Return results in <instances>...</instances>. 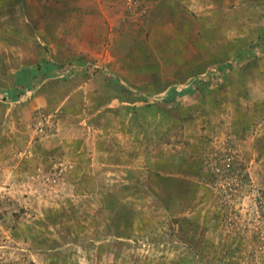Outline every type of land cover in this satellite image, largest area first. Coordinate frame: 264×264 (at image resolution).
I'll return each instance as SVG.
<instances>
[{"label": "rangeland", "instance_id": "obj_1", "mask_svg": "<svg viewBox=\"0 0 264 264\" xmlns=\"http://www.w3.org/2000/svg\"><path fill=\"white\" fill-rule=\"evenodd\" d=\"M15 5L9 20L0 0V264H264V0H104L134 66L122 85L109 37L71 58L54 18L29 17L46 3ZM82 6L102 35L104 10ZM206 59L223 74L163 101ZM30 67L22 98L4 96ZM107 82L138 108L116 101L98 122L83 93Z\"/></svg>", "mask_w": 264, "mask_h": 264}, {"label": "crops", "instance_id": "obj_2", "mask_svg": "<svg viewBox=\"0 0 264 264\" xmlns=\"http://www.w3.org/2000/svg\"><path fill=\"white\" fill-rule=\"evenodd\" d=\"M6 1V9L8 10L7 13V18L6 19H12L13 17V9L18 7L15 5V0H5ZM98 1V3L96 4V2L94 0H24V5L25 8H33L36 7L35 5L38 2L41 3H46V5L50 8L48 11L50 13L47 12H42V13H31L30 14V19L34 20L35 22L39 21L41 25H52V18H54L53 20V24L55 25L53 28L54 33V39L56 41H65L62 45V49L63 50H67L66 54L70 51V56L71 58H73V56L75 57H79V50L78 49H74L76 47H82V52H84V54H87L88 51H92L93 47L92 45H97L99 48L103 49V46L106 48V46L108 47V37L111 40V49H107L105 52H111L112 50V58L111 60L113 61L112 63H110V67H111V71L117 76V78L119 79L120 84L122 85V82L125 81L127 82V80L129 81L132 76H130V73H132V71H130V69H132L134 66H130L129 63H125L124 61V52H120L121 50V45L124 44L123 42H119L120 41V35H116V32L118 31L115 25V16L114 13H112L110 11V8L104 6V0H96ZM81 5H83V9L88 8V5L91 6H97V8L104 10L103 13L105 15V24H106V28L104 27V31L102 33V35L99 33H97L98 31L94 32L93 29H87L86 25H91L93 24L92 22V17H90V15L86 14V9H85V15L81 16V13L83 12L80 7ZM28 6V7H26ZM12 9V10H11ZM10 10V12H9ZM51 20L49 21L48 19ZM95 22H96V17L94 16ZM14 20V19H13ZM100 20L103 19L102 17L100 18ZM19 22V21H17ZM8 23V22H6ZM101 24V22H100ZM9 27H7V34H12L13 35V29L15 28V22H10V25L8 24ZM110 30V32L108 31ZM168 31V30H167ZM92 33V40L89 39H83L85 38V36H90ZM166 36H168V34L166 33ZM164 37V36H163ZM178 37V36H177ZM0 40H2V37H0ZM84 40L88 41L85 42ZM113 40V41H112ZM187 40V39H184ZM196 40V39H193ZM107 42V43H106ZM170 42V41H169ZM171 43H168L166 45L170 46ZM185 46V42L183 45V48ZM97 47V48H98ZM115 47V48H114ZM201 47V45H200ZM69 48V49H68ZM183 48H180L177 53H175L174 59L177 57L179 59V65H185L187 64V62L192 65L194 60L191 59L190 57L187 58V56H189L190 54H186L185 52H183ZM189 48V47H186ZM190 49V48H189ZM7 48H5L4 45L0 46V57H3L2 59H6V65L3 64L4 61L2 60L0 67L2 68V70H4V67H8L9 66V60L8 57H6L7 55ZM134 51H136V49L131 46L130 52L134 53ZM182 52L181 55H179L178 53ZM186 52H188L187 50H185ZM6 53V54H5ZM186 58V59H185ZM173 59V60H174ZM201 62V61H200ZM209 63L206 59V62L202 65L205 66V68H197L198 70H190V74L188 75L189 79L186 80V84H181L178 85L177 88H171V91L168 92L166 99L163 101H166V103H171L175 100H180L181 97L184 98H190L193 94L196 93V89L198 87L195 86L196 83H198V86H201L206 78L207 79V83L211 81H215L217 76L219 77V75L223 74V68L220 67H216V68H208L206 67ZM200 64V63H199ZM55 66L50 65V71H48L46 74V70L42 69V73L45 75H52V71L54 69ZM180 68V66H178ZM178 68V69H179ZM174 69V67L172 68V70L168 71L171 72L170 75H166L168 72H166L164 74L165 78L163 77V82H166L165 79L169 78V77H174V76H180L178 72H183V71H179V70ZM206 69V70H205ZM7 70V69H6ZM9 72V69H8ZM54 72V71H53ZM176 72V73H175ZM204 72V73H201ZM11 73H14L11 70ZM137 73V71H136ZM38 75V70H34L33 68H26L23 70H19L16 72V74L14 75V80L15 82H13V87L11 89L5 90L4 91V96L8 97L10 96L12 99L16 100L19 98V96H22V92L25 89H29L30 85H31V80H32V75ZM192 74V75H191ZM197 74L199 77L197 78V76L195 75ZM185 75V74H184ZM149 80L150 81H154L157 79H160L163 74H161V72H154V73H150ZM186 76V75H185ZM1 77V76H0ZM29 77V79L26 81L24 78ZM137 78V75L135 76ZM187 77V78H188ZM195 77L197 78L195 80ZM181 78V79H180ZM178 82H180L181 80H183V77H180ZM203 78V79H202ZM147 79V77H146ZM195 80V82H193ZM26 81V82H25ZM22 82H24L22 84ZM89 84V82H88ZM87 84V85H88ZM114 83L111 82H107V86L103 85L101 88H99V90H97L96 86H93L92 90H90V92L86 91L85 93H83V95L86 94V98H88V103H89V110H92V117L94 120L96 121H103L104 116V110L105 109H110V107H112V103L116 102V101H122V103L124 105H127L129 107H134L135 109L138 108V106H136V102H131V101H123V96L122 95H112L110 89L111 87L113 88ZM71 90H78L79 88H77L75 86V83L72 81L71 82ZM19 91V93L17 94V92ZM181 94V95H180ZM73 95V92H72ZM183 95V96H182ZM22 98V97H21ZM20 98V99H21ZM85 98V97H84ZM109 99V100H108ZM137 107V108H136ZM99 131V130H98ZM97 132V130L95 131V133Z\"/></svg>", "mask_w": 264, "mask_h": 264}, {"label": "trees", "instance_id": "obj_3", "mask_svg": "<svg viewBox=\"0 0 264 264\" xmlns=\"http://www.w3.org/2000/svg\"><path fill=\"white\" fill-rule=\"evenodd\" d=\"M45 70H46V72L45 73H47L48 71H50V66H47L46 68H45ZM26 81L29 79V77H27V78H24ZM25 81V82H26ZM24 82H22V84H23ZM199 90H200V88H198ZM197 89V90H198ZM197 90H196V92H197Z\"/></svg>", "mask_w": 264, "mask_h": 264}, {"label": "built area", "instance_id": "obj_4", "mask_svg": "<svg viewBox=\"0 0 264 264\" xmlns=\"http://www.w3.org/2000/svg\"><path fill=\"white\" fill-rule=\"evenodd\" d=\"M61 76H63V75H61Z\"/></svg>", "mask_w": 264, "mask_h": 264}]
</instances>
